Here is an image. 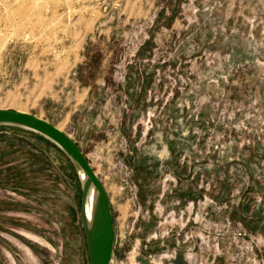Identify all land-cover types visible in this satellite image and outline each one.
Masks as SVG:
<instances>
[{"label": "rangeland", "instance_id": "374dc122", "mask_svg": "<svg viewBox=\"0 0 264 264\" xmlns=\"http://www.w3.org/2000/svg\"><path fill=\"white\" fill-rule=\"evenodd\" d=\"M0 109L76 141L116 264H264V0H0ZM81 196L0 126V264H89Z\"/></svg>", "mask_w": 264, "mask_h": 264}, {"label": "water", "instance_id": "95a60500", "mask_svg": "<svg viewBox=\"0 0 264 264\" xmlns=\"http://www.w3.org/2000/svg\"><path fill=\"white\" fill-rule=\"evenodd\" d=\"M0 125L19 127L45 137L73 164L82 187L80 219L85 231L89 264H116L114 226L105 186L73 138L56 125L30 113L0 109ZM91 195V218L86 223L84 208Z\"/></svg>", "mask_w": 264, "mask_h": 264}, {"label": "bare ground", "instance_id": "6f19581e", "mask_svg": "<svg viewBox=\"0 0 264 264\" xmlns=\"http://www.w3.org/2000/svg\"><path fill=\"white\" fill-rule=\"evenodd\" d=\"M91 206H92V200H91V195L88 196V198L86 199V205L84 208V214H85V218H86V223H89L90 218H91Z\"/></svg>", "mask_w": 264, "mask_h": 264}, {"label": "trees", "instance_id": "16d2710c", "mask_svg": "<svg viewBox=\"0 0 264 264\" xmlns=\"http://www.w3.org/2000/svg\"><path fill=\"white\" fill-rule=\"evenodd\" d=\"M0 126H2V125H0ZM5 127H6V126H5ZM7 127H9V126H7ZM29 132L32 133V134H34V135L37 136L38 138L43 139L44 141L48 142L49 144L51 143V142H49L46 138H44L43 136L41 137L40 135L35 134V133L31 132V131H29ZM51 145H53V144L51 143ZM53 146H54V145H53Z\"/></svg>", "mask_w": 264, "mask_h": 264}, {"label": "crops", "instance_id": "0c3cea01", "mask_svg": "<svg viewBox=\"0 0 264 264\" xmlns=\"http://www.w3.org/2000/svg\"><path fill=\"white\" fill-rule=\"evenodd\" d=\"M75 141V140H74ZM76 142V141H75ZM77 144V143H76Z\"/></svg>", "mask_w": 264, "mask_h": 264}]
</instances>
